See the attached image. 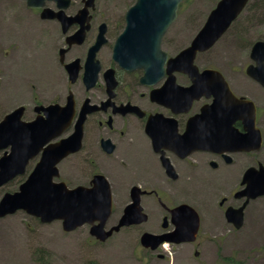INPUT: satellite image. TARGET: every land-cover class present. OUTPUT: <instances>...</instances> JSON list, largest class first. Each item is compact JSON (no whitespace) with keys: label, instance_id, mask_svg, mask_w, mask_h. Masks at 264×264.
<instances>
[{"label":"flooded vegetation","instance_id":"obj_1","mask_svg":"<svg viewBox=\"0 0 264 264\" xmlns=\"http://www.w3.org/2000/svg\"><path fill=\"white\" fill-rule=\"evenodd\" d=\"M88 1L45 0L36 8L23 0L28 25L39 31L44 45L45 54L34 69L39 71L37 77L43 74L47 80L49 76L51 97L42 100L37 90L30 102L10 110L0 122L21 107L25 123L46 119L45 109L50 106L69 104L72 108L64 133L27 162L22 183L42 159L45 148L73 136L81 126V140L74 139L73 151L58 164L60 176L55 181H62L65 164L66 175L73 180L68 182L71 188H91L94 177L103 175L110 184L114 208L118 203L123 206L109 228L137 201L147 220L122 230L155 222V231L143 233L173 235L177 224L172 212L182 205L192 207L199 216L196 241L203 233L228 237L242 230L253 202L246 194V173L264 166V87L245 70L222 71L240 102L233 109L211 110L215 96L203 94L196 99L187 90L194 84L191 75L172 72L170 60L181 50L172 52L169 47L185 38V29L172 31L171 27L162 38L166 57L161 71L147 74L144 66L125 68L115 57V47L138 0H93L87 6ZM45 10L47 17H43ZM251 85L261 99L248 93ZM246 101L254 103L256 127L263 137L257 151L240 150L236 142L247 141L251 133L252 107ZM1 152L10 153L11 147ZM241 208L243 225L237 228L231 218ZM195 242H165L160 249L165 244Z\"/></svg>","mask_w":264,"mask_h":264},{"label":"water","instance_id":"obj_2","mask_svg":"<svg viewBox=\"0 0 264 264\" xmlns=\"http://www.w3.org/2000/svg\"><path fill=\"white\" fill-rule=\"evenodd\" d=\"M183 1L138 0L128 13L126 30L115 47V57L123 67L144 66L147 74L162 70L161 61L166 57L161 50L162 38L175 22L179 6ZM44 2L45 0H27L29 6L36 8L42 7ZM92 2L93 0H89L87 6ZM249 2L250 0H220L191 44L170 60L172 72H185L194 79L193 86L187 89L188 94L193 92L196 99L203 94L216 97L210 107L211 110L233 109L234 104L240 101L231 93L218 70L205 69L200 72L195 64L197 55L211 50L216 45L244 12ZM46 12L47 10L44 11L43 17H47ZM103 41L100 40L95 48L98 49ZM250 57L254 63L247 67L246 72L264 87L263 40L253 44ZM207 81L213 83L205 84L204 82ZM224 104L227 105L223 107ZM248 104L252 106L251 133L247 141L236 140V142L240 150L254 151L261 148L262 135L256 127V111L253 103L248 102ZM70 108L72 105L69 104L65 107L50 106L45 109L46 119L25 123L21 120L24 109L21 107L0 122V151L11 147V152L5 153L0 159V188L17 176L23 175L27 162L53 138L64 133L71 118ZM81 137L82 127L79 126L78 132L73 136L45 148L42 159L27 181L18 191L6 193L1 199L0 218L23 211L39 219L43 224L61 221L63 230L67 233L90 225V234L101 242L107 241L123 227L144 223L147 215L142 213L138 202L134 201L125 209L118 225L107 230V222L112 215L113 200L110 184L103 175L94 177L91 188L79 186L71 189L64 182H55V178L60 176L58 164L73 151L74 139L81 140ZM245 181L248 200L264 196L263 166L259 170L250 169L246 173ZM172 215L173 221L177 224L175 233L170 236L144 233L141 237L143 247L156 251L164 242L180 244L196 240L200 225L197 212L190 206L182 205L173 210ZM229 216H232L231 213ZM231 220L235 222L237 228H241L243 208L236 211V215ZM166 227L164 224V228Z\"/></svg>","mask_w":264,"mask_h":264},{"label":"rangeland","instance_id":"obj_3","mask_svg":"<svg viewBox=\"0 0 264 264\" xmlns=\"http://www.w3.org/2000/svg\"><path fill=\"white\" fill-rule=\"evenodd\" d=\"M185 1L171 27L172 31L185 29V38L174 48L169 47L172 52L190 44L219 0H189L181 11ZM256 3L257 0H251L250 6L215 47L199 55L200 68L229 73L244 71L252 64L251 47L256 40H264V8L257 10ZM26 18L23 0H0V120L18 105L30 102L37 90L42 100L51 97L49 76L46 80L40 69L42 75L37 77L39 71L34 69L45 54L44 45L39 40V31L29 26ZM253 87H249L248 93L260 98ZM262 153L264 157V150ZM63 167L62 181L67 185L73 183L66 175L67 164ZM21 184L20 177L1 188L0 201L6 192L18 191ZM122 209L120 203L115 205L109 225L117 220ZM150 229L155 231V222L122 230L101 243L91 237L88 225L66 233L61 221L43 224L19 211L0 218V264H36L37 248L47 251L50 264H264V196L251 203L246 226L228 237L203 233L194 244L165 245L152 253L140 244L141 234ZM196 252L199 256H195Z\"/></svg>","mask_w":264,"mask_h":264},{"label":"trees","instance_id":"obj_4","mask_svg":"<svg viewBox=\"0 0 264 264\" xmlns=\"http://www.w3.org/2000/svg\"><path fill=\"white\" fill-rule=\"evenodd\" d=\"M189 0H186L185 3H183L182 7H181V11L183 10V8H185L188 4ZM251 4V2H250ZM250 4L248 5V7L250 6ZM247 7V8H248ZM264 8V0H257L256 3V9L257 10H262ZM180 12V9H179ZM260 40V39H258ZM34 258H35V262L36 264H50V260H49V255L47 254V251L44 248H37L34 251Z\"/></svg>","mask_w":264,"mask_h":264}]
</instances>
